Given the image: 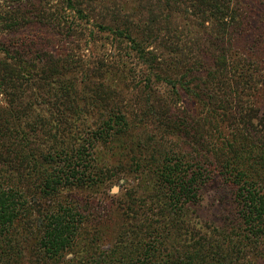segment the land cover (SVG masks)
Masks as SVG:
<instances>
[{
  "label": "trees",
  "instance_id": "obj_1",
  "mask_svg": "<svg viewBox=\"0 0 264 264\" xmlns=\"http://www.w3.org/2000/svg\"><path fill=\"white\" fill-rule=\"evenodd\" d=\"M64 1L77 10V14H82L83 11L75 7L76 0ZM142 1L147 3L144 8L147 17L142 22L125 17L123 23L116 14L114 26H99L115 39L126 41L131 55L145 66L143 85L147 100L146 107L141 110L173 140L172 149L163 153L156 151L152 155L150 147L146 148L141 142L132 144L129 149L139 173L138 187L147 200L144 197L137 202L132 194H127L128 206L132 214L143 211L146 215L156 214L155 219L152 224L135 225L124 231L108 253H96L93 245L78 249L86 257L76 259L74 264H255L242 261L237 253L234 256L233 248L224 251L205 242L206 247L203 244L195 247L194 236L189 242L181 239L183 247L179 249L167 245L172 235H182L180 229L187 206L198 202L201 186L216 169H220L219 174L227 176L235 188L245 237L250 242L264 237V132L260 130L264 123L258 121L252 105L243 97L248 83H254L250 75H241L242 71H247L249 61L232 60L225 49L226 36L230 35L225 29L226 19L235 21L233 12L229 11L230 0ZM191 9L199 19L195 20L196 25L182 23L181 27H172L175 23L172 18L179 19ZM206 22L212 24L208 37L200 35L199 30ZM214 29L218 33L215 34ZM152 45L162 47L163 54L159 56L148 51ZM203 47L207 48L205 52ZM2 63L1 82L8 84L5 88H10L9 97L13 102L8 104L6 111L0 110V264H23L21 247L27 243L26 232H31L38 222L41 236L33 263L64 264L60 259L66 251L74 250L83 216L69 203H60L50 213L36 217L30 196L38 193L51 198L64 190L98 188L104 172L92 164L93 144L109 140L111 133L115 136L127 134L131 125L118 108H112L102 127L88 133L83 144L76 147L74 144H52L50 150L43 151L39 160L47 161L48 166L42 174L30 139L39 126L50 124L51 117L44 113L74 112L72 102L76 103L78 95L85 100L86 110L99 107L102 98L97 94L84 95L82 88L72 98L68 97L70 100L63 104L68 110L64 111L62 103H54L55 99L48 101V92L37 83L39 75L36 80L25 72L21 76L14 75L9 64ZM51 68L54 75L62 76L64 61ZM231 71L236 74L229 76ZM239 72L241 76L237 78ZM121 77L125 79L120 81H126V76ZM153 78L170 88L171 95L176 98L179 90L197 98L203 104L202 114L183 116L175 111V115L166 118L165 112L152 113L148 102L152 97ZM35 84L38 87L32 95V103L25 101L24 95ZM66 90L58 87L56 94L63 95ZM38 102H43L44 113L34 111ZM59 137V132L53 131L55 142ZM156 154H160L158 159H154ZM148 159L150 162H145ZM152 160L155 161L153 165Z\"/></svg>",
  "mask_w": 264,
  "mask_h": 264
},
{
  "label": "rangeland",
  "instance_id": "obj_2",
  "mask_svg": "<svg viewBox=\"0 0 264 264\" xmlns=\"http://www.w3.org/2000/svg\"><path fill=\"white\" fill-rule=\"evenodd\" d=\"M146 5L142 0H76L75 7L83 11L77 14V10L64 0H0V67L5 62L14 75L21 76L25 72L26 76H32L35 80L39 75L37 83L48 92V101L53 102L55 99L54 103H62L64 111L68 110V107L63 106L70 100L68 97L72 98L82 88L84 95L97 94L102 98L99 107L93 106L86 110L85 100L78 95L76 103L72 102L74 112L65 114L60 110L58 113H44L45 109L41 106L43 102L34 105V111L51 117L48 120L50 124L39 126L30 139L35 150L34 158L41 164L38 169L40 173L43 174L48 166L47 161L39 160L43 151L50 150L53 145L74 144L76 147L83 144L88 133L102 127L112 108H118L131 125L127 134L117 133L115 136L111 133L109 140L93 144L92 164L104 172L98 188L64 190L51 198L38 193L35 197L30 196L36 217L50 213L60 203H69L83 216L74 250L66 251L60 259L64 264H74L76 259L85 258L84 252L80 253L78 249L91 245L97 249L96 253H108L124 231L133 229L135 225L152 224L155 219L156 214L146 215L143 211L132 214L128 206L127 194H132L133 200L137 202L144 197L146 199V194L138 187L139 173L129 149L132 144L141 142L146 148L150 147L152 155L156 151L163 153L172 149L173 140L168 132L160 126L158 129V125L141 110L146 107L147 100L143 85L145 66L131 55L126 41L115 39L110 32L100 30L99 26H114L116 14L123 23L125 17L130 21L142 22L147 17L144 10ZM229 5L235 21L232 23L230 18L226 19L225 29L230 35L226 36L225 49L232 60L243 58L249 61L247 71H242L241 75H250L254 83L247 79L251 83L245 87L243 97L252 105L258 121L264 123V0H230ZM192 11L180 15L179 19L172 18L175 22L172 27H181L182 23L196 25L199 19ZM211 26L210 22H206L199 29L200 35L208 37L212 32ZM216 31L214 29L215 34L218 33ZM203 49L205 52L207 48ZM148 51L159 56L163 54V48L156 45L150 46ZM63 61L65 70L62 76L54 75L51 67L59 66ZM200 73L204 75L203 71ZM234 74L233 71L228 73L229 76ZM238 75L241 76L240 72L237 78ZM121 76H126V81H120L125 79ZM1 77L0 110L6 111L13 100L9 97L10 88H5L8 84L2 83ZM38 84L30 86L23 97L25 101L32 103V95ZM58 87L67 90L59 95L56 94ZM152 88V97L148 102L152 113L159 115L165 112L166 118H169L175 115V111L183 116L195 113L201 115L203 112V104L181 90L176 98L171 95L170 88L154 78ZM260 130L264 132V127ZM53 131L59 132L57 142L60 145L52 138ZM184 149L187 151V146ZM134 155L140 158L138 154ZM143 155L148 156L147 153ZM159 155L156 154L154 159H158ZM145 162H150V159ZM154 163L152 160V165ZM218 170L211 171L210 178L201 186L198 202L187 206L180 229L182 235H172L167 241L168 248L179 249L183 247L181 239L189 242V238L194 236L195 247L205 246V242L224 251L233 248V255L237 253L242 261L264 264V237L258 242H250L245 237L247 234L241 226L235 188L230 179L219 174ZM133 209L137 210L136 207ZM38 223H34L31 232H26L27 243L21 247L23 264H34L37 258L41 236Z\"/></svg>",
  "mask_w": 264,
  "mask_h": 264
}]
</instances>
